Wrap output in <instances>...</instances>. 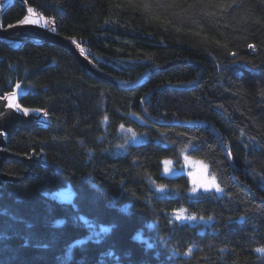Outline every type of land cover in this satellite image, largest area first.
I'll use <instances>...</instances> for the list:
<instances>
[{
	"label": "trees",
	"instance_id": "trees-1",
	"mask_svg": "<svg viewBox=\"0 0 264 264\" xmlns=\"http://www.w3.org/2000/svg\"><path fill=\"white\" fill-rule=\"evenodd\" d=\"M29 7L119 82L158 72L123 90L0 42V97L46 114L1 130L0 264H264V0H13L2 26ZM185 155L222 191L165 172Z\"/></svg>",
	"mask_w": 264,
	"mask_h": 264
},
{
	"label": "water",
	"instance_id": "water-1",
	"mask_svg": "<svg viewBox=\"0 0 264 264\" xmlns=\"http://www.w3.org/2000/svg\"><path fill=\"white\" fill-rule=\"evenodd\" d=\"M1 24L2 23H0L1 43L7 44L6 42L7 40H16L23 42L25 40L32 38L36 40L48 41L50 43H53L70 51L78 59L84 71L87 74H89L93 79H96L106 84H112L123 90H129L135 87L145 77L158 72V70L148 71L142 76H140L137 80L130 82L128 84H123L118 80H116L114 77L98 69L88 57H86L83 53H81V51L76 47V45L71 40L60 37L54 31L45 29L44 27L36 24H23V25L16 24L8 28L2 27ZM7 103L8 100L5 99L3 100V102H0V184H1V180L5 178L3 175H1V169L4 163L9 159L14 158V156L6 152L4 149L6 134L1 130L7 129L8 131H11L14 129L15 130L26 129L29 126H32L33 124L32 122L35 121L34 119H32V117H25L23 113H19L18 111H15L12 108L7 107ZM212 129L214 130L224 150L228 152V150L226 149L224 143L220 138V133H218L214 127H212ZM227 155L232 165L234 166V161L232 159V156L229 155V152L227 153Z\"/></svg>",
	"mask_w": 264,
	"mask_h": 264
},
{
	"label": "rangeland",
	"instance_id": "rangeland-1",
	"mask_svg": "<svg viewBox=\"0 0 264 264\" xmlns=\"http://www.w3.org/2000/svg\"><path fill=\"white\" fill-rule=\"evenodd\" d=\"M12 2H13V0H0V14H1V7L2 6H6V5H8V4L12 3ZM28 17H29L30 20H39V23L36 24V25L42 26L45 29L53 31L52 30L53 27L50 25V23L45 25L44 20L40 19L41 16L37 15L36 13H35V15L29 13ZM0 23H1V19H0ZM6 42H7V44H9V46L14 47V48H18L20 46V44H21V41H16V40H7ZM16 92L18 94V96H17V103H18L20 94L22 93L21 88L20 89H16ZM18 112L19 113H23L22 111H18ZM24 116L25 117H32V119L36 120L38 115L29 114V115H24ZM39 117H40V115H39ZM171 165H172L171 163H169L167 165V168H168L167 173L169 175H178V174H182V173L187 174L189 176V178H190V181H191L192 191H193V188L196 189L195 191H193L194 195L198 194V193H201V192L216 191L215 188H211L209 190H205L204 188L199 186L201 183L206 182V181H211V179L213 178V176L210 174L207 166L203 162H201L199 160H195L192 157H189V156L185 155L184 156L183 167L181 169H177V168H175V166L172 167ZM194 180L196 181V183H193ZM215 181H216V179H215ZM216 183H217V181H216ZM216 192H218V191H216ZM57 196L60 199H63V200H66V199L70 198V194H69L68 191H62ZM181 218L183 220H189V219H187V216H185L183 214H181ZM190 221H195V219H192Z\"/></svg>",
	"mask_w": 264,
	"mask_h": 264
},
{
	"label": "snow or ice",
	"instance_id": "snow-or-ice-1",
	"mask_svg": "<svg viewBox=\"0 0 264 264\" xmlns=\"http://www.w3.org/2000/svg\"><path fill=\"white\" fill-rule=\"evenodd\" d=\"M27 11L33 15H35V12L34 10L29 7L27 9ZM40 19H43L44 20V23L45 25H47L49 22H50V18H45V17H40ZM39 23V20H30L28 16H25V18L21 21H19V24L23 25V24H38ZM52 23H54V20L52 21ZM9 27H12V25H9ZM53 31H55V28L53 27ZM74 44H76V47L79 48V50L81 51V53L84 52V49L75 41V39H73L72 41ZM248 47L250 49H255V45L253 44H249ZM233 55L235 56V53H233ZM16 89H20L21 88V85L19 83H17L15 85ZM17 92L16 91H12L10 93H7L5 94V96L3 97H0V99H5V100H8V104H7V107L9 108H12L13 110L15 111H22L24 115H29V114H36V115H46L45 113H43V110L41 109H28V108H23L19 103H17ZM107 119V118H106ZM121 127H123V125H121ZM231 153H229L230 155ZM163 163L165 165L171 163L170 161H163ZM206 167V166H205ZM165 172L168 171V168L166 167L165 169ZM193 183H196V181L194 180ZM200 187L204 188L205 190H209L211 188H215L216 191H222V189L219 187V185L216 183L215 181V178L213 177L211 179V181H206V182H203L199 185ZM196 189L193 188V191H195ZM177 219H180L179 216H177ZM187 219L189 220H192V219H195V216H189L187 217ZM209 219H211V217H209ZM103 231H108V229H103ZM257 252L261 253V254H264V247H261V248H257L256 249ZM191 253V249H189V253Z\"/></svg>",
	"mask_w": 264,
	"mask_h": 264
},
{
	"label": "flooded vegetation",
	"instance_id": "flooded-vegetation-1",
	"mask_svg": "<svg viewBox=\"0 0 264 264\" xmlns=\"http://www.w3.org/2000/svg\"><path fill=\"white\" fill-rule=\"evenodd\" d=\"M10 4H11V3H10ZM10 4L1 7V14H0L1 17H0V19H2L3 14L5 13L6 9L8 8V6H9ZM1 23H2V22H1Z\"/></svg>",
	"mask_w": 264,
	"mask_h": 264
}]
</instances>
